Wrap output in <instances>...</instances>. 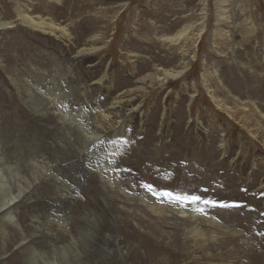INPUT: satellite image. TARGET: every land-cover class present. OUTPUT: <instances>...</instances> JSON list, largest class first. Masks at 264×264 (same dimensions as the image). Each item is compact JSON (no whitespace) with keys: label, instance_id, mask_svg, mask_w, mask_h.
Listing matches in <instances>:
<instances>
[{"label":"rangeland","instance_id":"1","mask_svg":"<svg viewBox=\"0 0 264 264\" xmlns=\"http://www.w3.org/2000/svg\"><path fill=\"white\" fill-rule=\"evenodd\" d=\"M0 17V264H264V0H0ZM58 84L62 125L33 92ZM58 219L76 241L46 236Z\"/></svg>","mask_w":264,"mask_h":264},{"label":"bare ground","instance_id":"2","mask_svg":"<svg viewBox=\"0 0 264 264\" xmlns=\"http://www.w3.org/2000/svg\"><path fill=\"white\" fill-rule=\"evenodd\" d=\"M217 1V0H216ZM122 4L123 5H126V1H123L122 2ZM217 5V4H216ZM223 9H221V11H222ZM222 13V12H221ZM220 14V13H219ZM15 15L19 18L17 21L19 22V23H22V24H24V25H26V26H28L29 28H31V29H35V30H38V31H41V32H53V31H55L56 30V26L55 25H53L52 24V22H49V21H46L45 19H43L42 17H33V16H31V15H28L26 12H24L22 9H19V8H15ZM223 15V14H222ZM217 16V15H216ZM219 18V17H218ZM222 21V20H221ZM11 25V24H13V21H7V20H2L1 19V17H0V28H6L8 25ZM222 24V23H221ZM19 27V26H18ZM62 28V27H61ZM224 31V30H223ZM62 33V32H61ZM68 33V32H67ZM182 35V33H181V31H178L177 33H175L174 35H172L171 37H169V36H166L165 37V39H168L169 41H174V43L177 41V39L180 37ZM66 36H67V34H66ZM161 39H164L163 37H162V35H161ZM180 42V41H179ZM90 43V42H89ZM91 44V43H90ZM83 45V44H82ZM89 46V45H88ZM93 47V46H92ZM97 47H100V46H97ZM96 47V48H97ZM148 48V47H147ZM90 49V48H89ZM95 49V48H94ZM91 50V49H90ZM89 50H88V47H86L85 45L84 46H81V47H79V49L78 50H76V54L77 55H80V54H83V53H87ZM76 55V56H77ZM81 56V55H80ZM77 60V59H76ZM40 65V64H39ZM38 65V66H39ZM51 65V64H50ZM38 66H36L35 65V67H34V69H37L38 68ZM40 68H43L42 70L44 71H46L47 69H48V67H47V64H45V67H40ZM171 68V67H170ZM163 70V69H162ZM167 70V69H166ZM162 71V72H160V73H156V72H148V73H146L145 75H143L142 77H139V79H136V82H138V83H143V81L145 80V78H150V79H154V80H156V82H157V84H159V85H163L164 84V81H165V79H166V77H179L180 75H182L183 74V72H184V70H185V68H184V66H182V67H180V69H177L176 71H175V73H173V74H171V72L169 73L168 71ZM44 71V72H45ZM173 72H174V70H173ZM45 78V77H44ZM102 80H103V77H100L99 78V82H98V87H100V88H102L103 90H104V92L106 93L105 95H106V98L107 99H111V97H108V95L110 94V88H111V86L110 85H107V86H101V85H103V83H101L102 82ZM11 81H13V83L15 82L14 81V79L12 78L11 79ZM111 81V80H110ZM43 82V81H42ZM44 83H46L45 81H44ZM15 84V83H14ZM46 84H44V86H45ZM16 87H17V89L18 88H21V94H22V99H24V96H26V91L27 90H25V88L23 87V85L21 86V85H19V86H17V84L15 85ZM36 86V85H35ZM139 86V85H138ZM58 87V88H57ZM57 87H56V91L55 92H52V94H50L49 96H44L45 94L47 95V93H45L44 95L41 93V92H39L38 90H33V92L36 94V95H38V96H40L41 97V99H42V103L43 104H46L45 106H47V104H49V106H47L46 107V113L49 115V117L51 118L50 120H51V122H53L55 125H62V123H64L63 121H65V119H64V117L62 116V114H61V108L59 107V105H61V104H63V103H67V105H69V101H67L66 99H65V97H67L68 96V94L66 95L65 94V92L63 91V89H62V86H60L59 84L57 85ZM79 87V86H78ZM37 88V87H36ZM113 88V87H112ZM142 88V87H141ZM27 89V88H26ZM49 90V89H48ZM51 90V89H50ZM55 90V89H54ZM82 91H84V90H82ZM51 93V92H50ZM104 95V96H105ZM26 98H27V96H26ZM130 100H132V98H130ZM24 101V100H23ZM110 104H111V109H113L115 112L114 113H116L115 114V116L118 118L119 116H118V112L120 111V109L122 108V106H120L121 104H119L117 101H113V102H110ZM64 106L65 105H63V108H64ZM68 108V107H67ZM66 109V108H65ZM69 110H70V112L73 110V108L71 109V108H68ZM97 109V108H96ZM98 110V112L96 113L95 112V119H96V125H95V130L94 131H90L89 132V137H87L88 139H90V142L91 143H94V144H96L100 139H101V137L103 138V137H105L106 136V134H107V132L110 130L109 128H110V126L108 125V123H107V121L109 120V118L107 117V116H105V112L103 111V110H100V109H97ZM134 110V109H133ZM138 110H139V113H141V111H140V109H135V111L136 112H138ZM67 114V113H66ZM66 116V115H65ZM67 117V116H66ZM73 117V115H69V120L71 119ZM74 117H75V115H74ZM69 122V121H68ZM121 121L119 120V121H117L116 122V124H115V130L116 129H118L120 126H121V123H120ZM121 127H123V126H121ZM121 127H120V129H121ZM112 132H113V130H112ZM0 133H2V132H0ZM116 132H114V134H115ZM92 137V138H91ZM87 145V144H86ZM47 147L50 149V145L49 144H47ZM43 149V148H42ZM87 152V151H86ZM84 153V152H83ZM90 153V152H89ZM84 155V154H83ZM86 155H88V154H86ZM90 155V154H89ZM88 155V156H89ZM99 155V154H98ZM39 157V156H38ZM101 157V156H100ZM84 158V157H83ZM44 159V157H42V159L41 160H43ZM86 159H87V157H86ZM107 159H108V157H106V158H103V160H101V162H100V165L101 166H103V167H101V171H99V173H100V180L101 181H108V179H109V174L105 171L106 169H108L109 170V164L110 163H108L107 162ZM51 162V161H50ZM42 163V161L40 162V161H38V160H35V161H33V162H29V161H27V167H26V164H24L25 165V167L24 168H27L28 170H29V168H30V170H34L35 172H36V166L38 165V164H41ZM48 162L47 161H45V162H43V165L41 164V166L42 167H44V170H45V172H46V175L48 174L49 176H51L52 175V173H51V171H52V169H53V167L51 166V165H49V164H47ZM55 165H57V163L55 162ZM1 166V165H0ZM18 167H19V165H18ZM22 167V166H21ZM17 170V169H16ZM33 170H32V172H33ZM107 170V171H108ZM91 172V171H90ZM47 175V176H48ZM52 177V176H51ZM36 178H38V177H36ZM4 179V178H3ZM35 179V178H34ZM37 180V179H36ZM36 182V181H35ZM0 183H1V181H0ZM107 183V182H106ZM65 191V190H64ZM69 191V190H68ZM78 195H79V193H78ZM80 195H84V194H80ZM79 197V196H78ZM55 198H56V200H58V201H62V202H66L65 204H67V205H69V203L70 202H73L74 201V196H72L71 195V193L70 192H64V193H62V194H57L56 196H55ZM82 198V197H81ZM102 199H103V197H100V202H102ZM99 202V201H98ZM73 204V203H72ZM104 204V203H103ZM5 204H3V207H5L4 206ZM71 207V206H70ZM4 209V208H3ZM182 213H183V215H186L187 214V216H192L193 215V213L192 212H190L189 210L187 211V212H185V210L183 211H181ZM186 213V214H185ZM54 220V219H53ZM68 220V219H67ZM67 220H63L62 219V221H60L59 219L58 220H56V222L52 225V226H50V227H48V233H47V235L46 236H49L51 239L52 238H55V237H58L59 236V234L61 235V236H64L67 240L69 239L71 242L70 243H72V240H74L76 237L73 235V228H75L76 226H77V224H75L74 222H67ZM53 222V221H52ZM51 222V223H52ZM191 235L192 236H196V237H199V238H202L203 237V235H202V233H201V231L198 229V228H192L191 229ZM71 236H74L73 237V239H72V237ZM75 241H76V239H75ZM115 239H113V244H115ZM58 263L59 264H63L62 263V261L61 260H59L58 261Z\"/></svg>","mask_w":264,"mask_h":264},{"label":"snow or ice","instance_id":"3","mask_svg":"<svg viewBox=\"0 0 264 264\" xmlns=\"http://www.w3.org/2000/svg\"><path fill=\"white\" fill-rule=\"evenodd\" d=\"M168 195H171V193H169ZM181 197L177 196L176 199H180ZM194 200H198L199 197H193Z\"/></svg>","mask_w":264,"mask_h":264}]
</instances>
